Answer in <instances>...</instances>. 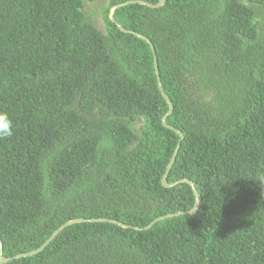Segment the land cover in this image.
I'll return each mask as SVG.
<instances>
[{
    "label": "trees",
    "instance_id": "obj_1",
    "mask_svg": "<svg viewBox=\"0 0 264 264\" xmlns=\"http://www.w3.org/2000/svg\"><path fill=\"white\" fill-rule=\"evenodd\" d=\"M128 1L0 0L2 255L128 226L0 264H264V0Z\"/></svg>",
    "mask_w": 264,
    "mask_h": 264
},
{
    "label": "water",
    "instance_id": "obj_2",
    "mask_svg": "<svg viewBox=\"0 0 264 264\" xmlns=\"http://www.w3.org/2000/svg\"><path fill=\"white\" fill-rule=\"evenodd\" d=\"M128 4H139V5H144L146 7H149V8H159L161 7L163 4H164V0H158L156 4H149L147 2H143V1H128V2H125L123 5H128ZM122 5H117V6H114L111 10H110V13H109V19L110 21L114 22V19H113V13L115 11V9H117L118 7H120ZM118 29L123 32V33H127V31H125L120 25H117ZM133 35H135L136 37L144 40L150 47V50H151V53L153 55V62H154V71H155V75H156V80H157V86H158V89H159V92L162 96V98L165 100L166 102V105H167V112L166 114L162 117L161 119V124L163 127L173 131L174 133H176L178 136H179V141L176 145V148L170 158V161L168 163V165L166 166V169H165V172L161 178V185L165 188H169V187H172V186H175V185H178V184H187L190 186L191 190H192V193H193V196H194V204L192 206V208L189 210V211H185V212H178L176 214H172V215H167V216H164V217H160V218H157L155 219L154 221H152L146 228H148L150 225H152L154 222L158 221V220H163V219H168V218H172V217H176V216H180V215H188V214H193L197 208H198V195H197V192L193 186V184L188 181V180H179V181H175L173 183H168L167 182V175H168V172L173 164V162L175 161V158H176V155L178 153V150L180 148V145H181V141L183 140V135L178 131L176 130L175 128L169 126L166 124V118L167 116L171 113L172 111V104L171 102L169 101V99L167 98V96L165 95V93L163 92L162 88H161V84L159 82V76H158V69H157V64H156V59H155V52H154V49H153V46L151 44V42L145 38L144 36L140 35V34H136V33H133ZM110 222V223H113L121 228H128L127 225H124L122 223H119L117 221H113V220H107V219H103V218H99V219H88V220H83V219H76V220H71V221H68L66 222L65 224H63L60 228H58L49 238L46 239V241L38 248L36 249L35 251H32V252H28V253H23V254H18L16 256H13L11 258H6L2 255V249H1V243H0V261L3 262V263H6L12 259H17V258H22V257H30V256H33V255H36L38 254L39 252H41L49 242H51L65 227L69 226V225H73V224H77V223H83V222ZM135 230H141V229H138V228H134Z\"/></svg>",
    "mask_w": 264,
    "mask_h": 264
},
{
    "label": "clouds",
    "instance_id": "obj_3",
    "mask_svg": "<svg viewBox=\"0 0 264 264\" xmlns=\"http://www.w3.org/2000/svg\"><path fill=\"white\" fill-rule=\"evenodd\" d=\"M14 131H15L14 123L9 113L7 111L0 110V139L10 138L11 136L14 135ZM257 180L262 185H264V176H261Z\"/></svg>",
    "mask_w": 264,
    "mask_h": 264
}]
</instances>
